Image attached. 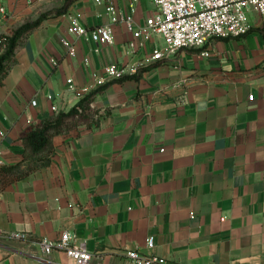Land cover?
Instances as JSON below:
<instances>
[{
  "label": "crops",
  "instance_id": "obj_1",
  "mask_svg": "<svg viewBox=\"0 0 264 264\" xmlns=\"http://www.w3.org/2000/svg\"><path fill=\"white\" fill-rule=\"evenodd\" d=\"M64 1L0 0L1 32L12 35ZM114 6L111 14L103 0H75L44 19L0 83V165L22 161L29 126L97 90L91 107L100 112L97 123L53 137L48 166L0 191V264H73L40 244L66 231L92 254L90 264H131L134 250L167 264L264 263V15L249 13L243 37L143 62L119 82L105 68L148 58L159 39L129 49L134 30L157 14L153 0ZM70 16L110 26L113 43L68 33Z\"/></svg>",
  "mask_w": 264,
  "mask_h": 264
},
{
  "label": "built area",
  "instance_id": "obj_2",
  "mask_svg": "<svg viewBox=\"0 0 264 264\" xmlns=\"http://www.w3.org/2000/svg\"><path fill=\"white\" fill-rule=\"evenodd\" d=\"M109 13L115 14L114 0H103ZM157 14L148 17L144 25L134 30L133 35L136 41H129V49L135 54L137 50H146V43L155 41L152 53L148 58L142 59L133 65H110L105 72L110 79H121L138 73L143 62H156L170 60L179 51L185 49H202L211 44L216 38H240L250 31L248 18L250 12L264 15V0H153ZM6 7L0 5V56L5 51V34L1 27L6 19ZM129 29H132L133 18L126 20ZM68 33L79 37L88 36L99 44H112L113 31L110 26L103 25L88 28L80 23L77 17L70 16ZM63 45L67 48L70 56H75V47L65 38H62ZM202 56H209L205 50ZM88 63V59H85ZM56 65L57 62L53 61ZM98 85L104 83L103 78H96ZM69 89H72V79L67 80ZM52 99V96H50ZM253 99V96H250ZM185 103V97H184ZM33 105L36 101L32 102ZM54 112L59 111L55 105ZM45 255H50L54 250L63 251L73 264H90L92 254L82 243H77L71 232H63L60 239L51 241L42 239L40 241ZM147 248L153 249L156 246L155 238L149 237ZM131 264H167L163 257L153 254H145L139 250L130 251L127 255ZM264 264V263H262Z\"/></svg>",
  "mask_w": 264,
  "mask_h": 264
},
{
  "label": "trees",
  "instance_id": "obj_3",
  "mask_svg": "<svg viewBox=\"0 0 264 264\" xmlns=\"http://www.w3.org/2000/svg\"><path fill=\"white\" fill-rule=\"evenodd\" d=\"M74 1L65 0L61 8L43 13L38 19L27 21L18 26L12 35L4 36L5 51L0 56V83L14 63L15 50L22 40L44 19L65 13L67 7ZM125 79H116V81L121 82ZM98 91L86 95L68 111H60L58 114L47 116L40 123L28 127L22 136L24 144L22 161L14 165H0V191L50 164L54 153L52 143L54 136L64 134L81 125L91 126L97 123L100 112L98 109L92 108L91 104Z\"/></svg>",
  "mask_w": 264,
  "mask_h": 264
},
{
  "label": "rangeland",
  "instance_id": "obj_4",
  "mask_svg": "<svg viewBox=\"0 0 264 264\" xmlns=\"http://www.w3.org/2000/svg\"><path fill=\"white\" fill-rule=\"evenodd\" d=\"M59 2H60V0H59Z\"/></svg>",
  "mask_w": 264,
  "mask_h": 264
}]
</instances>
